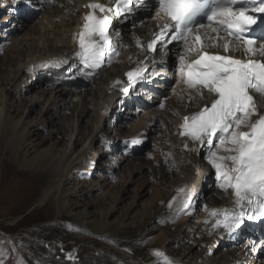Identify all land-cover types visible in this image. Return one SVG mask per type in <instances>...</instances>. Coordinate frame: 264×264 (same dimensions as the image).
Here are the masks:
<instances>
[{
	"label": "bare ground",
	"instance_id": "obj_1",
	"mask_svg": "<svg viewBox=\"0 0 264 264\" xmlns=\"http://www.w3.org/2000/svg\"><path fill=\"white\" fill-rule=\"evenodd\" d=\"M76 9L65 6L49 7L36 18L37 30L25 34V38L29 36L33 53L19 65L18 72L25 69L33 73L31 77H34V83L31 82L29 85L45 83L43 78L46 71L41 69L40 61H45L49 56L62 53L73 46L78 30L77 16H74V13L80 12L79 6H76ZM55 17H59L58 22L54 21ZM19 47L18 45L14 49L17 50ZM12 75L13 73L9 74L4 78V84H0V162L2 161L4 168L15 166L20 170L23 180L19 183L26 182L27 186L20 189L21 185H18L16 193L19 194V198L24 197L31 202L30 209L38 205L43 206L45 203L52 204L54 214L63 215H60V219L65 216L71 217L95 234L107 230L130 229L137 232L136 237L140 242L148 240L152 254L155 251H164L172 264H241V260L234 257L233 250L220 246L228 243L227 236L224 237L222 227H213L216 217L209 215L212 209L230 208L234 199L233 191L231 188L225 191L218 184V191L209 198V204L203 206L201 203L204 193L200 178L199 182L193 185V189L190 188L195 181L190 171V166L195 163L193 154L181 153L180 149L177 158L171 162V167L177 169L179 173L171 180L174 183L168 185L171 192L167 193L158 188L146 201L135 199L127 202L128 179H121L116 172L117 166L112 165L121 160L115 162L111 158L104 162L102 157H98L100 152L95 149L98 143L105 144L104 148L111 149L109 144L106 147L102 137L104 117L109 112L108 106L105 107L104 104L105 88L99 92L101 97L95 113L94 128L87 138L80 140L77 118L72 119L69 132H65L63 124L60 126L56 119L51 122L43 116L31 117L34 109L42 102L41 97L32 94L25 97L23 103H16L10 97L11 92L5 90L7 84H12L15 78H12ZM17 83L13 84V88L17 87ZM66 93V90H63L61 95L43 93V97L50 107H58L63 102L71 101L64 98ZM81 108L82 102L79 105L74 102L73 110L80 111ZM35 121L53 124L51 128L55 127V130H52V135L44 136L42 128ZM60 132L66 139L57 136ZM108 149L104 152L110 155L113 151ZM199 151L206 153L204 147ZM92 152L95 154L93 160L86 161ZM216 153L218 156L228 155L222 148ZM108 154L105 153V157ZM230 166L228 163L227 167ZM198 171L200 176V168ZM28 172L31 174L27 176ZM179 189L184 191L179 192ZM7 195L15 197L14 192ZM143 196L144 194L140 193L138 198ZM170 202L172 207H169ZM198 206L203 208L197 211ZM162 218L163 221H160ZM82 242L85 243L83 237L79 235L73 237L71 242L62 244L63 248L66 247L64 249L68 260L77 259L75 257L78 244ZM172 244L178 247L175 249L167 247ZM69 253L73 255V259L68 258ZM140 257L142 261L150 258L144 255Z\"/></svg>",
	"mask_w": 264,
	"mask_h": 264
},
{
	"label": "snow or ice",
	"instance_id": "obj_2",
	"mask_svg": "<svg viewBox=\"0 0 264 264\" xmlns=\"http://www.w3.org/2000/svg\"><path fill=\"white\" fill-rule=\"evenodd\" d=\"M151 2L156 15L166 22L159 24V30L153 32L145 50L167 55L169 44H182L184 50L177 57L180 80L189 89H195L200 98H204L205 90L208 95V103L200 111L183 117L180 135L192 142L207 144V159L216 170L219 186L225 191L232 189V206L212 209L209 215L216 217L213 227L233 233L246 219L264 217V115L257 112L249 94L254 91L264 96V62L252 59L257 55L264 57V0H258L259 6L251 8L248 3L254 0ZM142 6H146L145 0H114V7L96 2L85 5L92 11L83 17L82 30L78 33L79 50L75 53L84 69L99 68L106 57L111 62L112 54H119L112 46L108 14L127 18L136 7ZM97 10L103 15H95ZM254 13H260V18ZM253 25L259 28L258 34ZM200 29H210L211 33ZM137 45L140 46L139 40ZM209 48H222L225 53L242 51L249 59L212 55ZM54 63L59 67L61 62ZM144 70L141 61L126 73L128 80L135 83L142 79ZM122 90L129 91L128 88ZM130 143L140 141L133 139ZM221 148L228 155L218 156L213 150ZM228 162L231 168L227 167ZM169 207H172L171 202ZM249 211L252 215H248ZM261 244L264 245V241ZM154 255L161 258L162 264H172L163 252L155 251ZM68 258L74 257L69 253Z\"/></svg>",
	"mask_w": 264,
	"mask_h": 264
},
{
	"label": "rangeland",
	"instance_id": "obj_3",
	"mask_svg": "<svg viewBox=\"0 0 264 264\" xmlns=\"http://www.w3.org/2000/svg\"><path fill=\"white\" fill-rule=\"evenodd\" d=\"M37 26L38 23L36 19L35 22L31 21V23H25L22 28H19V33L17 36L15 35L16 37L12 43L7 46V48L0 49V70L2 71V73H0V84L3 85V81H5L4 78H7L9 74L13 73L12 78H15L12 84H7L5 90L9 93L11 92L12 96L10 97H12L16 103H23L25 97H29L32 94H34L35 97H41L43 99L31 114L32 118L39 115L43 116L47 121L51 120V122L56 119L60 126L63 124V130H65V132H69L72 119L74 120L77 118L78 127L80 128L79 139L82 140L83 138H87L88 135H90L91 129L94 128L96 119L95 113H97L98 103L101 97L98 87L89 89L86 93H77L76 95L67 91L64 98L67 100L71 99L70 102H63L62 105L58 107H50L49 103L44 100L43 93L61 95L63 90L59 89L52 91L46 87H39L44 83L35 84L34 86L29 85L31 82L34 83V77H31L33 73H28L29 71L25 69L18 72L19 65L27 60L29 54L33 53L30 40L28 39L29 36L25 38V34L34 32L37 30ZM18 45L20 47L15 50L14 48ZM40 77H42V75ZM2 78L4 80H2ZM16 82H18L17 87L13 88V84ZM84 97L87 98L84 99ZM74 102H77L78 105L82 102L80 111L78 109L73 110ZM35 122L39 123L44 136L52 135V130H55V127L51 128V125H53L51 123H45L43 121ZM140 126L141 123L132 127L130 133L128 129H125V126H120L116 128L117 130L108 127L105 129L102 128L104 131L102 137L105 139H103V141L106 143V147L107 144H109L108 142L111 143V137L112 140L116 139L117 141V137L123 134H130L131 136L136 133ZM116 131L120 132L122 135L115 133ZM65 135L67 134L65 133ZM170 135L168 136V133L162 129L160 134L154 136L156 142H162V144L156 143L154 145L155 147H159V149L149 148L147 150L150 152L146 156L123 158L122 160L118 159L117 156L113 157V155H115L114 152L110 155L108 152H104L108 149L104 148L105 144H97L95 149L100 152L98 157H102L104 162H107V160L111 158L112 161L115 162L116 160H121L112 165L117 166L116 172L121 179H128L127 187L129 192L127 194V202L135 199L141 200V202L146 201L152 197L155 190L158 188L163 189L167 193L171 192L168 185L174 183L171 180L175 179V176H178L179 173L177 169L171 167L170 164L179 155L180 148L175 146L172 133ZM54 136H56L55 133ZM57 136L66 139L61 132ZM108 146H111V144ZM99 149L101 150L99 151ZM93 153L94 152L88 155L86 161L93 160L95 155H93ZM105 153L108 154V156L105 157ZM198 153L202 154L203 151L200 152L198 150L197 153L192 155L195 163L190 166V171L192 173V178H194L196 182L193 181L194 183L190 188L193 189L200 178L203 184L202 191L204 193L201 204L205 206L209 204V198H211L214 192L218 191V186L215 184L212 185L214 188L211 187V183L213 184L215 181V171L211 176L214 168L211 163L204 158L199 160L198 158L200 156ZM203 154L206 153L204 152ZM207 166L210 168L208 167V169H205ZM14 167L15 166L4 168L2 161L0 162V264H123V262H128V264H162L161 258L157 256L153 257L152 247L148 246V240L140 242L136 237L137 232L135 231H131L130 229H119L116 231L107 230L103 233L95 234L71 217L65 216L60 219V215H63L54 214L52 204L45 203L43 206L38 205L30 209L31 202H29L27 198H19V194L16 193L18 185H21L20 189H24L27 183H19L23 178L20 170ZM199 168L201 170L200 176L198 171ZM30 174L31 173L28 172L27 176ZM11 192L15 193V197H8L7 194ZM140 193L144 194L142 198H138ZM202 208L203 207L198 206L196 210L200 211ZM45 209L50 211H45ZM160 221H163V218ZM160 224L164 225L162 223ZM79 235L83 237L85 243L82 242L78 244V251L75 257V259H77L74 261L68 260L64 249L66 247L63 248L62 244L71 242L73 237ZM60 243L61 245H59ZM220 246H224V248L228 247V243L226 245L221 244ZM167 247L175 249L178 245L172 244ZM140 255L150 258L142 261Z\"/></svg>",
	"mask_w": 264,
	"mask_h": 264
}]
</instances>
